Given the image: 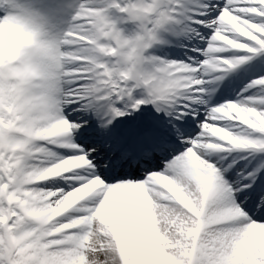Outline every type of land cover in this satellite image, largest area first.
Returning a JSON list of instances; mask_svg holds the SVG:
<instances>
[{
  "label": "snow or ice",
  "instance_id": "obj_1",
  "mask_svg": "<svg viewBox=\"0 0 264 264\" xmlns=\"http://www.w3.org/2000/svg\"><path fill=\"white\" fill-rule=\"evenodd\" d=\"M0 264H264V0H0Z\"/></svg>",
  "mask_w": 264,
  "mask_h": 264
}]
</instances>
